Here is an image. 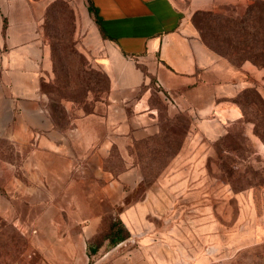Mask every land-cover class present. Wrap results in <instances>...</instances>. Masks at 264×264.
<instances>
[{
	"label": "rangeland",
	"instance_id": "rangeland-1",
	"mask_svg": "<svg viewBox=\"0 0 264 264\" xmlns=\"http://www.w3.org/2000/svg\"><path fill=\"white\" fill-rule=\"evenodd\" d=\"M251 1L217 0L212 10L224 15ZM89 18L57 0L39 100L0 99V194L10 195L30 227L55 228L61 245H79L84 264L110 260L129 238L135 242L120 248L184 244L201 264H264L263 70L247 62L262 76L236 99L242 117L212 127L213 134L154 83L141 86L136 96L149 89L152 132L133 100L110 109L109 80L96 62L102 37ZM135 205L143 209L132 231L121 217ZM8 229L16 230L11 222ZM151 255L157 261L161 254Z\"/></svg>",
	"mask_w": 264,
	"mask_h": 264
},
{
	"label": "crops",
	"instance_id": "crops-1",
	"mask_svg": "<svg viewBox=\"0 0 264 264\" xmlns=\"http://www.w3.org/2000/svg\"><path fill=\"white\" fill-rule=\"evenodd\" d=\"M55 1L0 0V99L32 105L39 100V82L50 75L51 64L43 24L47 7ZM64 1L80 8L88 20L91 5L108 37L99 35L102 51L96 62L109 80L110 109L119 111L133 100V108L141 120L147 119L152 132L156 118L147 103L149 89L136 96L141 86L158 83L175 96L180 109L201 118L213 134L212 127L241 117L231 100L262 76L247 62L234 67L202 43L191 16L212 10L217 0ZM113 124L114 129L120 126V122ZM22 193L13 196L18 200ZM9 197L0 194V264H69V260L84 264L79 245H61L55 228L41 230L34 222L30 227L24 215L10 207ZM142 209L135 205L122 214L127 229L136 228L132 220ZM9 222L15 231H9ZM43 236L49 238L45 244ZM186 248L184 244L163 251L147 245L118 247V255L105 261L103 255L91 264H176L175 258L177 264H201L195 247ZM152 253L161 254L157 261Z\"/></svg>",
	"mask_w": 264,
	"mask_h": 264
},
{
	"label": "trees",
	"instance_id": "trees-1",
	"mask_svg": "<svg viewBox=\"0 0 264 264\" xmlns=\"http://www.w3.org/2000/svg\"><path fill=\"white\" fill-rule=\"evenodd\" d=\"M56 3L57 1L49 5L45 12L43 30L47 39L49 38L47 25L50 22V13ZM225 12L222 15L214 10H206L196 11L192 14L191 23L202 43L231 65L238 66L241 63L250 62L264 72V0H253L242 8L238 5H231L225 8ZM88 13L101 37L108 39L101 27L100 19L91 5H88ZM246 88L238 92L231 100L239 108L236 99ZM262 106L263 110L259 112L261 121L264 123V104ZM241 107L243 108V105ZM240 111L242 117V110L240 109ZM123 239L124 237H118L114 242Z\"/></svg>",
	"mask_w": 264,
	"mask_h": 264
},
{
	"label": "built area",
	"instance_id": "built-area-1",
	"mask_svg": "<svg viewBox=\"0 0 264 264\" xmlns=\"http://www.w3.org/2000/svg\"><path fill=\"white\" fill-rule=\"evenodd\" d=\"M155 87L160 89L161 93L165 96L166 99H168V101L173 105L175 106L176 102L174 100V98L172 97L171 93L166 91V90H162L160 85L158 83L155 84ZM134 239L133 238H129L127 239L126 241H123V242H120L119 244H117V247H121V246H124L126 245L127 243H134Z\"/></svg>",
	"mask_w": 264,
	"mask_h": 264
}]
</instances>
